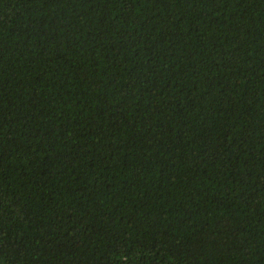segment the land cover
<instances>
[{"label": "trees", "instance_id": "1", "mask_svg": "<svg viewBox=\"0 0 264 264\" xmlns=\"http://www.w3.org/2000/svg\"><path fill=\"white\" fill-rule=\"evenodd\" d=\"M0 264H264V0H0Z\"/></svg>", "mask_w": 264, "mask_h": 264}]
</instances>
